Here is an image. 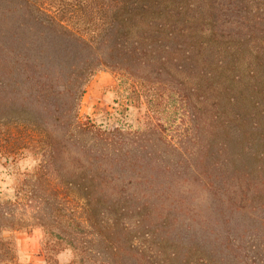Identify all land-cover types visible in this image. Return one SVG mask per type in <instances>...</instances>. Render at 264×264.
Wrapping results in <instances>:
<instances>
[{"label": "trees", "instance_id": "1", "mask_svg": "<svg viewBox=\"0 0 264 264\" xmlns=\"http://www.w3.org/2000/svg\"><path fill=\"white\" fill-rule=\"evenodd\" d=\"M252 52L264 17L243 0H0V155L43 158L16 203L78 256L88 229L102 264H164L168 242L164 259L247 264L234 234L264 247V102L221 98ZM100 68L144 106L142 130L81 120ZM15 216L0 204V232Z\"/></svg>", "mask_w": 264, "mask_h": 264}, {"label": "rangeland", "instance_id": "2", "mask_svg": "<svg viewBox=\"0 0 264 264\" xmlns=\"http://www.w3.org/2000/svg\"><path fill=\"white\" fill-rule=\"evenodd\" d=\"M243 2H245L248 14L252 16V13H257L264 17V0H243ZM251 56L252 60L246 57L242 58V62H240L241 71L239 72L243 73V82L246 85L243 86V84L231 82L230 91L222 95L221 102H252V105L254 102H264V52L260 56V62H258V57H255L253 52ZM246 71H252V74L248 73L246 75L244 73ZM129 94L130 92L126 87V83L112 70L100 68L94 72L85 86V91L79 105V116L83 121L88 117L99 124L108 120L107 114H110L112 117L120 119L123 126L131 130V132H136L138 129L142 130L144 128V106L135 107L126 105ZM166 129L168 130L169 128L166 127ZM172 134V132H167L168 136H172ZM154 137L158 140L159 133ZM19 183L20 180L17 183L14 198L0 200L3 208L9 207L16 212V216L14 217L15 228L0 232V240L2 241L0 252H3V255L0 256V264H17L18 255L26 264H53L54 261L58 264H69L72 261H75V264L103 263L105 258L97 254V251L101 249L93 247L91 243L82 244L83 241L90 238V235L86 236L85 233L88 232V229L78 235L80 240L76 246H79L83 252L78 256L68 242L59 241L54 236L48 235L44 228L36 222L29 220V214L21 210L18 203H16ZM94 221L101 223L103 217L99 215ZM127 222L125 224H130ZM71 229L79 231L76 226H73ZM252 232L251 229L234 234V238L236 239L235 244L241 249V256L244 257V260H247V264H264V247L256 239L254 240ZM83 238L86 239L82 240ZM132 238L136 239L134 240L135 243L143 244L140 242H143L145 237L133 234ZM67 248L72 250L73 255L70 257L65 253V255L58 257V254ZM170 248L169 242L162 248L164 257L165 255L167 257L166 253H169ZM164 257L160 259L164 264H191L193 263L191 262L192 260L194 263L197 262L196 264H201L196 261V257L194 256L190 259V262L168 260L167 258L164 259Z\"/></svg>", "mask_w": 264, "mask_h": 264}, {"label": "clouds", "instance_id": "3", "mask_svg": "<svg viewBox=\"0 0 264 264\" xmlns=\"http://www.w3.org/2000/svg\"><path fill=\"white\" fill-rule=\"evenodd\" d=\"M42 163V156L29 149H22L19 158L12 160L0 155V200L14 198L18 181L34 174ZM65 253L70 257L73 255L72 250L67 248L59 253L58 257ZM17 264H26V262L21 260L18 255Z\"/></svg>", "mask_w": 264, "mask_h": 264}]
</instances>
